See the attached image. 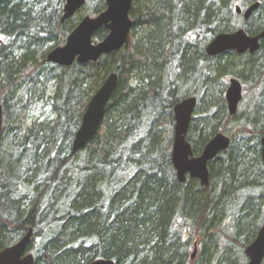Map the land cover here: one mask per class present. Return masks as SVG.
<instances>
[{"label": "trees", "instance_id": "trees-1", "mask_svg": "<svg viewBox=\"0 0 264 264\" xmlns=\"http://www.w3.org/2000/svg\"><path fill=\"white\" fill-rule=\"evenodd\" d=\"M255 2L259 9L248 21L242 18L238 28L231 20L237 16L235 7L245 10ZM105 8V0H85L82 10L97 16ZM263 9L264 0H133L126 44L96 63H74L54 76L49 99L54 119L24 127L25 108L42 99L37 87L45 86L56 70L39 49L64 44L80 19L76 13L62 22L63 12L41 2L0 0V142L12 134L9 150L19 152L0 159V251L32 229L27 248L32 252L33 242L47 228L35 264H91L100 259L115 264H247L243 251L264 219L259 218L264 208V96L234 132L219 122L233 120L219 115V99H199L198 118L192 119L186 135L193 155H200L217 133L230 139L229 148L208 163L207 188L198 180H176L170 159L172 108L183 99L178 80H199V67L209 60L207 44L232 30L260 34L264 17L257 14ZM106 35L100 29L93 40ZM258 53L264 56V45ZM219 58L213 59L209 72L233 73L232 64L222 65ZM257 67L247 61L238 75L254 74ZM111 73L118 83L99 129L71 156L86 106ZM256 87L263 92L264 80ZM195 227L202 240L198 259L191 263L188 248ZM218 238L230 239L237 251L222 250Z\"/></svg>", "mask_w": 264, "mask_h": 264}, {"label": "water", "instance_id": "water-1", "mask_svg": "<svg viewBox=\"0 0 264 264\" xmlns=\"http://www.w3.org/2000/svg\"><path fill=\"white\" fill-rule=\"evenodd\" d=\"M63 15L61 21L73 17L85 5V0H63ZM133 0H105V10L95 17H84L74 30L67 36L63 46L51 50L45 61L55 66L67 68L74 63L85 65L96 63L102 56L118 52L127 42L132 27L129 17ZM259 2L242 10L235 7L237 16L248 21L260 7ZM105 29L107 35L103 40L94 41L93 37L100 29ZM260 40L264 41V30L249 36L243 29L231 33L218 34L205 47L208 57H215L229 51L238 55L255 54L260 48ZM118 77L115 73L107 76L105 81L90 98L82 115L81 123L74 134L71 146V156L82 151L93 139L103 120L105 108L117 86ZM229 117L236 115L239 102L242 100V86L232 78L225 94ZM197 106L194 97L182 99L172 108L174 119L173 143L171 148V164L175 171L176 180L184 184L186 179L198 180L200 186L209 185L208 163L216 159L230 146V139L222 133H217L203 148L198 156H194L191 145L186 140L189 125ZM2 131V108L0 104V139ZM261 160L264 165V136L260 138ZM33 230L27 233L15 244L0 251V264H35L33 255L27 253L31 244ZM194 245L191 259L196 255ZM247 264H262L264 259V223L260 227L255 240L244 250ZM91 264H115L111 260H96Z\"/></svg>", "mask_w": 264, "mask_h": 264}, {"label": "rangeland", "instance_id": "rangeland-1", "mask_svg": "<svg viewBox=\"0 0 264 264\" xmlns=\"http://www.w3.org/2000/svg\"><path fill=\"white\" fill-rule=\"evenodd\" d=\"M28 4H35L37 2H41L43 4V6L47 5H51L53 7H55L56 11H60L62 13L63 7L65 2L63 0H27ZM90 5L88 8H86V10H89L90 8H92L93 1L90 2ZM83 9V8H82ZM82 9H80L77 13V15H75V18H79L80 21L86 17H95L93 15H86L88 13L83 11ZM258 16H262L264 17V9L260 10L259 13L257 14ZM258 16H256L255 18H257ZM233 20V23L236 24L237 26H239L238 28H242V17L241 16H236V19H231ZM75 21H77V19H75ZM79 21V23H80ZM74 22V21H73ZM78 23V24H79ZM77 24V25H78ZM239 30V29H238ZM235 30H232V32ZM237 31V30H236ZM59 45L57 47H61L63 46ZM53 46V44H46L45 46H43L42 48L39 49L40 53L45 52L46 55L53 50L54 48H52L51 50H49L51 47ZM55 47V48H57ZM39 54L35 55L36 59L39 58ZM209 60L207 63L203 62L201 64V68L199 67L201 72V76L199 78V80H193L190 78L185 77L184 79H179L178 80V88L180 89L181 95L183 96L182 98H189V97H194L197 100V105L199 103V99H203L204 102H209L208 100H213L212 98L214 97V99L218 100L220 99V91H223V89L225 88V85L228 83L227 82V78H235L237 79L242 88H243V98L241 100V103L239 105V110L238 113L236 115V119H234V117H231L230 123L229 120L227 118H225L224 122H222L219 119V122H221L222 124H227L229 126V131L234 132V128L236 126V123L238 121H240L241 119H243V116L246 115V113H250L252 111V109L255 107V104L258 103L259 101L261 102V100L263 99L261 95L264 92L257 90L258 87L257 86V82H260V79L264 80V56L261 53H255L253 55H249V54H245L242 56H236V55H221L219 57L218 60L221 62V64H227L230 63L233 66V73H230L228 71L225 72V74H223L222 72H219L218 74L216 73V71H214V68L211 72H209V70L212 68V66L214 65V58H210L208 56H206ZM247 61H251V62H256V66L257 70L256 73H251V75L247 74L246 71H243V75H241V77L238 75V70L240 69V67L247 65ZM49 64V63H48ZM49 67L55 68V73L52 74L51 77H49V81L45 86H38L37 87V94L38 96H42V99L39 100H34V103H31L29 105H27V107L25 108V111L22 114V119H23V125L24 127H28L31 126L32 124H39V123H44V122H50L54 119L53 115L51 116L49 114L50 112V107H49V99L53 96L54 93V89H55V80H52L53 78H55L54 76H58L59 74L62 73L63 71V67H59V66H55L53 64H49ZM244 68H241L240 70H243ZM45 71H50V68H46ZM54 72V71H53ZM221 75V76H219ZM44 81L43 78H41L40 82ZM262 82V81H261ZM136 82L132 81L131 83V87H135ZM262 90V89H261ZM187 95H191V96H187ZM93 96V95H92ZM262 97V98H261ZM182 100V99H181ZM203 102V103H204ZM203 105V104H202ZM165 115H167V112H165ZM198 118L197 117V112L196 109L193 113L192 119ZM230 118V117H229ZM160 124H163V130H162V136L160 138L164 139V134L166 133V123L162 122ZM162 127V126H161ZM173 131H174V125H173ZM223 135L227 136L225 133H223ZM12 137V134H8L5 135L4 140H2V142H0V159H5L7 157V155H12V156H16V154H18L19 152L16 151V149L14 148V150H9V141ZM173 143V140H172ZM10 153V154H9ZM81 155V153L78 154V157ZM264 218V208L262 210V212L259 214V218ZM264 222V219L262 220V222H260V224L262 225ZM195 239L193 242H191L189 244V248H188V257H189V261L191 263H194L197 259H198V253L200 251V245L199 243L201 242V238L198 236V230L195 227ZM224 231L227 234L229 233V228H224ZM47 232V228L43 229V233L41 235H39L38 238H36V240L33 242L35 243V249H32V252H27L31 255H33L35 252H37V249L39 248L40 244L42 242V240L46 239L45 234ZM214 231L209 232V234H213ZM45 233V234H44ZM216 235V234H215ZM222 236V235H221ZM45 237V238H44ZM218 245H220V247H223L222 250L225 249V251L228 249L229 253H234L235 251H237V248L231 243L230 239L225 240L222 238H218ZM194 245L197 246V252L196 255L193 259H191V255L193 253V248ZM245 250V249H244ZM232 251V252H230ZM242 253V252H241ZM244 253V251H243ZM241 257V256H240ZM35 258V257H34Z\"/></svg>", "mask_w": 264, "mask_h": 264}, {"label": "flooded vegetation", "instance_id": "flooded-vegetation-1", "mask_svg": "<svg viewBox=\"0 0 264 264\" xmlns=\"http://www.w3.org/2000/svg\"><path fill=\"white\" fill-rule=\"evenodd\" d=\"M242 17V16H241ZM262 45H264V41L263 40H260V48H259V50L256 52V53H258L260 50H261V46ZM236 55V56H242V55H245V54H248V53H244V54H241V55H238L235 51H229V52H226V53H223V54H221V55ZM221 55H217V56H215V57H210V58H216V57H219V56H221ZM250 55V54H249ZM230 79H232V78H227V84L225 85V88L223 89V91H220V99H219V101H220V106H219V115H221V114H223V115H226L227 117H229V115H228V108H227V103H226V100H225V94H226V91H227V89H228V87H229V80ZM242 98H243V88H242ZM240 103H241V101L239 102V104H238V107H237V112H236V115H237V113H238V110H239V105H240ZM215 114V111L214 110H212V115H214ZM235 115V116H236ZM225 116V117H226ZM234 117V116H233ZM231 118V117H230ZM223 134V133H222Z\"/></svg>", "mask_w": 264, "mask_h": 264}, {"label": "bare ground", "instance_id": "bare-ground-1", "mask_svg": "<svg viewBox=\"0 0 264 264\" xmlns=\"http://www.w3.org/2000/svg\"><path fill=\"white\" fill-rule=\"evenodd\" d=\"M240 152V151H239ZM207 223V222H206Z\"/></svg>", "mask_w": 264, "mask_h": 264}]
</instances>
